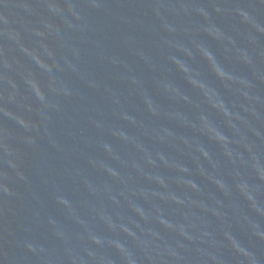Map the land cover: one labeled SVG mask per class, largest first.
<instances>
[{
    "label": "water",
    "instance_id": "obj_1",
    "mask_svg": "<svg viewBox=\"0 0 264 264\" xmlns=\"http://www.w3.org/2000/svg\"><path fill=\"white\" fill-rule=\"evenodd\" d=\"M0 264H264V0H0Z\"/></svg>",
    "mask_w": 264,
    "mask_h": 264
}]
</instances>
